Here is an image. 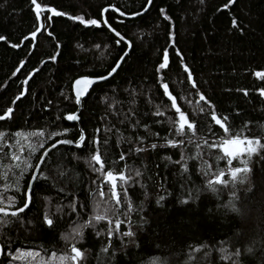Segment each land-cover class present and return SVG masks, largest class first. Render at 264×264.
<instances>
[{"label": "trees", "instance_id": "1", "mask_svg": "<svg viewBox=\"0 0 264 264\" xmlns=\"http://www.w3.org/2000/svg\"><path fill=\"white\" fill-rule=\"evenodd\" d=\"M38 2L72 16L98 19L100 10L109 5L130 15L142 11L147 0ZM225 3L227 0H204L203 4L199 0H152L149 9L132 20L106 12V21L129 41L130 51L118 71L107 81L93 86L82 101L78 114V127L85 133L82 148L58 146L52 150L39 169L48 179H35L29 208L18 214L15 220L6 218L11 221L8 226H0V264H37V259H58L67 251L68 246L60 239L61 235L67 233L74 222L82 223L88 219L99 200L98 196H89V192L96 188L92 181L99 183L100 179L99 174L93 173L88 166L89 157L97 148L106 169L119 171L126 163L143 173L141 181L145 188L130 182L131 187L127 191L133 206L143 201L145 211L137 209L127 214L125 220L126 205H122L120 210V219L125 223L130 221L132 230L136 231L135 244L118 236L107 240L103 233L108 227H115L114 222L109 225L102 221L96 225L95 231L84 229V237L76 245L86 250L83 264H104L106 258L108 264H153L154 257L163 258L166 264H230L229 257L235 247L244 248L252 245L253 241L264 240V160L259 156L254 157L251 163V192L246 190L248 185L233 186L229 183L216 186L219 191L212 193L204 190L203 186L218 167L226 165L223 160L219 164L216 162L215 157L223 155L218 148L203 147L197 160L188 162L193 166L190 169L192 184L202 189L199 199L196 203L179 205V166L163 159L165 156L179 159V150L158 147L135 155L130 152L136 145L137 136L143 137L145 145L163 143L164 137L171 136L168 117L174 119L175 111L163 96L155 71L165 48L169 52V67L161 73L162 82L169 85L181 110L195 121L197 139L204 136L211 142L214 137L208 133L209 128L219 137L224 135L211 122V110L202 101L197 106L199 97L195 93L200 91L212 102L218 114L230 116V135L255 137L264 142V101L254 91L264 87V81H258L252 75L254 71L264 70V0H236L229 9H223ZM160 8L170 16L171 25L161 17ZM232 18L240 22L242 33L232 29ZM101 25L100 28L84 27L65 17H52L49 30L53 36L38 34L31 50L30 41L16 49L0 41V115L8 107L13 108L10 118L0 121V132L5 134L0 138V206H8L10 196L15 200V207L22 206L23 192L34 170V167L28 169L20 181V192H15L12 178L19 176L20 171L13 170V154L20 155L21 162L27 160L35 165L43 149L29 156L30 145L43 143L46 148L57 139H75L79 135L77 125L63 119L65 114L77 110L71 92L72 81L80 75L105 74L118 59V54H122V48H126L122 42L118 47L116 38L103 27L102 22ZM34 28L35 16L29 0H0V35L11 43H19ZM169 28L174 34L171 42L174 47L169 46ZM57 42L61 45L59 50L55 47ZM177 51L192 72L197 88L188 85ZM53 54L57 55L58 62L48 59ZM40 60L45 63L41 65ZM17 68L20 71L13 76ZM33 68L39 70L33 73L27 84H22L21 81ZM237 89H247L249 95L245 97ZM22 90L24 96L13 104V99ZM65 96L69 99L65 100ZM132 100H135L134 105ZM109 103L112 104L111 109L108 108ZM164 104L168 105L165 117L153 116L156 107ZM200 107L205 109L203 113ZM130 111L133 112L131 117L127 115ZM137 120L139 125L130 127ZM157 120L161 123H156ZM65 127L71 128L67 136L47 139V134ZM38 130L45 131V137L17 138L12 135L18 131L32 133ZM94 136L99 140L96 147L91 144ZM184 151L186 155H195L198 150L193 143ZM208 152L212 155H207ZM122 153L126 154L125 161L118 160ZM260 155L264 156V149ZM204 160L208 161L207 165ZM196 167L200 168L199 173ZM157 180L163 186L161 191L166 189L172 193L164 207L155 204ZM233 187L239 215L218 207L232 199ZM145 190L149 194L148 200L144 198ZM104 191L107 197V186ZM73 199L75 212L72 211ZM45 213L54 219V228L48 229L43 225ZM140 216L149 220L143 231L138 227ZM120 230L128 229L121 224ZM96 231H101L102 235L96 236ZM122 241L125 246H122ZM104 244L109 245L107 253L101 252ZM194 248L197 251H193ZM221 248L228 251L221 253ZM17 249L21 252L17 253ZM29 252L39 255H27ZM11 255H16L17 259L11 260ZM255 257L256 260L264 257V251L257 248ZM155 264H160V260L157 259Z\"/></svg>", "mask_w": 264, "mask_h": 264}, {"label": "snow or ice", "instance_id": "2", "mask_svg": "<svg viewBox=\"0 0 264 264\" xmlns=\"http://www.w3.org/2000/svg\"><path fill=\"white\" fill-rule=\"evenodd\" d=\"M201 4L204 3V0H199ZM236 0H227V3L222 5L223 9H229L230 6L234 5ZM31 6V12L35 16V28L31 31L28 35L24 36L19 43H11L4 35H0V41L8 44L10 48L16 49L21 47L25 41H30V50L31 45L35 43L38 34H45L47 36L52 37L53 33L49 30V27L52 23V17H65L67 20L78 22L80 25L84 27H95L100 28L101 22L103 23V27L107 28L109 33H112L114 37H116L115 43L118 47L121 46V42L123 45H127V48H122V54H118V59L115 61L114 65L102 75L97 76H89V75H80L77 76L71 84V92L72 96L74 97V103L77 107V111L71 112L69 114H65L63 119L69 122H79V115L78 111L82 107V99L89 94V90L92 86L96 83L106 81L110 77L113 76L114 73L118 71V69L122 66V62L125 60V57L128 55V48L131 47L129 41L125 39L123 35H121L114 27H112L105 19V13L110 9L112 12H117L118 9L109 5L108 9L102 8L99 12V18H88L85 19L80 15L72 16L66 12L60 11L55 9L54 7L43 5L38 2V0H29ZM152 0H147V3L143 5L142 11L140 12H132L130 15L131 17L139 16L146 11L151 5ZM160 15L163 20L168 21L171 25L172 21L169 15L166 14L164 8H160ZM219 11V9H218ZM120 16H125L124 12H119ZM44 17V19H42ZM123 23V21H120ZM231 27L232 29L238 30L242 33V28L240 27V22L236 18H232L231 20ZM54 38V37H53ZM174 40V34L171 28L168 31V41L169 46L174 47V44L171 42ZM56 49L59 50L61 45L57 42L55 45ZM176 56L180 57V67L182 68L183 72L187 74V83L192 88H197V84L194 81V77L188 66L184 63L182 54L177 51ZM48 59L52 62L57 61V55L53 54L48 57ZM45 63L44 60H40V64L43 65ZM20 64L23 65L24 61L21 60ZM169 67V52L168 48L163 50V57L162 60L157 64L155 71L157 73L156 79L159 83L160 88L163 90V96L167 98V101L170 103V108L175 111V118L168 117L169 123V132L171 133L170 137H164L163 143H151L150 145H145L143 137L137 136L135 137L136 145L130 149V152L135 155L141 152L147 151L150 149L156 148H170V149H178L180 152L179 159L172 160L170 156L163 157L164 160L169 161V163L178 165L179 166V192L177 203L179 205H187L189 203H196L199 199L200 193L202 189L197 187L196 185L192 184L191 182V175L190 169L193 167L188 162L190 160H197L200 151L203 147H207L208 149H219L222 156L217 155L215 157L217 164L221 160L225 162L226 167L224 168H217V170L212 173V178L208 179L204 184V190L210 191L212 193H217L219 189L216 186L219 185H226L231 183V185H248L247 191H252V186L250 185V174L252 173L251 163L253 162V158L259 156L261 160H264V156L260 155L261 149H264V142L260 139L255 137H247L237 135H230L232 130V125L229 123L230 116L228 115H220L215 110V106L212 102L205 97L200 91H197L195 94L199 97V100L196 102L197 106H199L200 101L203 102L204 105L207 106L209 110H211V122L219 127L223 131V136H217V133L213 131L211 128L208 129V133L214 137V139L209 142L204 138V136H200L197 139L196 133V123L194 120L190 119L188 115L181 110V107L178 106L177 98L170 92L169 85L167 83L162 82L163 77L161 73L164 70H167ZM38 68H33L29 73L25 80H22V84H27L29 80L32 78L33 73L37 72ZM20 71V68H17L16 71L12 73L13 76L16 75L17 72ZM253 77L258 81H264V70H258L252 72ZM127 91V90H126ZM228 91V89H225ZM238 92H242L245 97L249 95V90L247 89H237ZM261 101H264V87L256 88L254 90ZM25 92L22 90L19 94L13 99L12 103L15 104L21 97H23ZM63 95V93H61ZM134 96L135 93H132ZM65 100H68L69 97L65 96ZM103 97L101 100L103 101ZM183 99V97H181ZM190 102V101H189ZM132 104H135V100H132ZM112 104H108V108L111 109ZM168 110V105L164 104L163 106H157L155 111L152 112L153 116L157 117H165L166 112ZM200 112H204V108L200 107ZM13 113V108L8 107L6 111L2 115H0V121L5 120L6 118H10V114ZM129 117L133 115V112L130 111L127 114ZM59 119V117H58ZM156 123H161L160 120L155 121ZM139 120L136 121V124L130 125V127L135 128L139 125ZM247 126V122H245V127ZM111 131V129H107ZM71 131V128L65 127L61 131H52L50 134H47V139L51 140L53 137H61L67 136V134ZM99 130L97 129V132ZM14 137H31L37 136L40 138L45 137L46 133L43 130H38L32 133H23V132H15L12 134ZM5 136L4 132H0V138ZM127 140V138H124ZM85 141V133L82 129L79 131V135L75 139H57L55 143L52 145L54 148L56 144L60 145H69L76 149H81L82 145ZM131 143V141H128ZM107 143V141H105ZM195 144L197 148V153L193 154H185L184 149L188 147L189 144ZM91 144L93 147H96L99 144V140L94 136L91 140ZM38 149H43V153L39 155V162L35 165L30 164L27 160L21 162V157L18 154H13L11 156V160L13 162V170H19L20 175L12 178L13 188L15 192H20V181L23 180L24 174L28 171L29 168L34 167L35 169H40L41 164L45 161L46 155L48 154V149L44 148L43 143L32 144L29 146V156L35 153ZM125 155L121 154L118 158L119 161H125ZM207 155L211 156L212 153L208 152ZM73 158H76L75 153H73ZM235 161V163H234ZM116 161H113L115 164ZM203 163L207 165L208 161L204 160ZM88 166L93 173L99 174V183L97 180H93L92 184L96 185V188L89 192V196H98L99 200L96 201L91 214L88 216V219L84 220L82 223L74 222V226L70 227V230L67 233L61 235L60 239L67 244V251L64 254L58 257L59 264H83L84 256L86 250H82L78 248L76 245L83 239L84 237V229L92 228L94 231L96 229V225L102 221H106L109 225L113 224L115 227H108L103 235H106L107 240L111 241L114 236L127 238L131 244L136 243V231L132 230V223L129 221L125 223L127 219V214H131L133 211L137 209L139 212H144L145 209L143 207V201H141L140 205L136 207L133 206V203L130 202L129 192L127 191L128 187H131L130 182H134L138 184L141 189L145 188L144 183L141 181V177L143 173L139 170H133L132 167L125 163L123 167L119 169V171H114L112 168L106 169L105 161L102 158L100 151L97 150L93 151L89 157ZM125 169L128 171L126 172ZM196 171L199 173L200 168L196 167ZM208 173L205 172V175ZM63 175V173H61ZM31 179L27 181V188L23 192V202L22 206L15 207V200L10 196L8 197L9 205L8 206H0V226H8L11 222L8 217L13 218V220L18 218L19 213H23L25 209L29 208L31 202V189L33 187V182L37 178H44L47 180L48 178L45 177L44 172L42 171H32L30 173ZM226 177V179H225ZM157 184V197L155 199V204L158 207H164L167 199L172 193L167 192V190L162 189V184L160 181H155ZM107 186L109 195L106 197L104 188ZM119 189V191H118ZM62 190V189H61ZM144 198L145 200L149 199V194L145 190L144 191ZM122 195V200H121ZM236 191L235 187H233L232 192V199L227 201L223 205H218V207H223L229 213H235L237 215L240 214V209L237 207L236 203ZM75 199H73V207L72 211L75 212ZM122 205H126L127 213L125 215V220L120 219L121 215V207ZM11 208V210H9ZM59 211V209H58ZM141 223L139 224V229L143 231L145 226L149 223L148 218L146 216H140ZM43 225L48 228L55 227L54 219L48 214L45 213L42 219ZM121 224H125V227L128 230L121 231L120 226ZM96 236H101V231L95 232ZM122 246L123 241H122ZM202 247L207 248V245H202ZM259 248L261 251H264V240L257 242L253 241L252 245H247L244 248L239 246L235 247V249L231 252L229 257L230 264H264V257L256 260L255 252L256 249ZM193 251H197V249H192ZM228 249L221 248V253H226ZM17 253H20L21 250L17 249ZM101 252L107 253L109 252V245L104 244L101 248ZM27 255H39L38 253H27ZM55 255V254H53ZM114 255V253H112ZM207 255V253H205ZM11 260L15 261L17 259L16 255H11ZM159 259L160 264H166L163 258L154 257L153 264L155 261ZM104 264H108V258L104 260Z\"/></svg>", "mask_w": 264, "mask_h": 264}, {"label": "water", "instance_id": "3", "mask_svg": "<svg viewBox=\"0 0 264 264\" xmlns=\"http://www.w3.org/2000/svg\"><path fill=\"white\" fill-rule=\"evenodd\" d=\"M149 7H150V5H149ZM149 7H148V9H149ZM108 8H109V7H108ZM108 8H105V9H108ZM148 9H147V10H148ZM147 10H146V11H147ZM108 11L112 12L110 9H109ZM108 11H107V12H108ZM146 11H143V13H142L141 15H143ZM119 12H120V11L118 10L117 12H113V13H114L118 18L125 19V20H132V19H135V18L141 16V15L136 16V17H131V15L120 16V15H119ZM105 14H106V13H105ZM104 19H105V17H104ZM105 20H106V19H105ZM102 24H103V23H102ZM106 29H107V28H106ZM111 34H112V33H111ZM112 35H113V34H112ZM115 38H116V37H115ZM122 43H123V42H122ZM127 47H128V46L126 45V48H127ZM129 51H130V48H128V53H129ZM114 74H115V73H114ZM114 74H113V75H114ZM110 78H111V77H110ZM110 78H109V79H110ZM107 80H108V79H107ZM107 80H106V81H107ZM102 82H105V81H102ZM102 82L96 83V84H94L93 86H95V85H97V84H100V83H102ZM93 86H92V87H93ZM90 90H91V89H90ZM90 90H89V91H90ZM84 99H85V98H83L82 101H83ZM76 111H77V110H76ZM79 111H80V109H79ZM79 111H78V114H79ZM67 122H68V123H71V124H75V125H77V127L79 126V125L77 124V122H69V121H67ZM78 129H79V131H80V127H78ZM54 143H55V141H54L51 145H49L48 147H46V149H48V154H49L52 150H54L56 147H58V146H69V145H60V144H56V146L53 148L52 145H53ZM69 147H72V146H69ZM42 153H43V152H42ZM42 153H41V154H42ZM48 154H47V155H48ZM47 155H46V157H47ZM37 162H39V160H38ZM41 165H42V164H41ZM33 171H39V169H35V168H34ZM30 179H31V178H30ZM34 181H35V180H34ZM33 183H34V182H33ZM9 210H10V209H9ZM25 210H26V209H25ZM25 210H24V211H25ZM19 214H20V213H19ZM1 254H2V248H1V246H0V257H1Z\"/></svg>", "mask_w": 264, "mask_h": 264}, {"label": "rangeland", "instance_id": "4", "mask_svg": "<svg viewBox=\"0 0 264 264\" xmlns=\"http://www.w3.org/2000/svg\"><path fill=\"white\" fill-rule=\"evenodd\" d=\"M37 264H59L58 259L51 257L45 260L37 259Z\"/></svg>", "mask_w": 264, "mask_h": 264}]
</instances>
